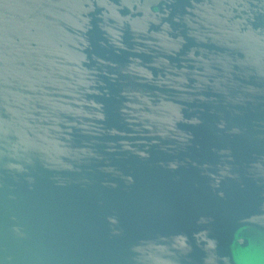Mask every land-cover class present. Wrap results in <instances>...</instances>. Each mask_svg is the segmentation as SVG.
<instances>
[{
  "label": "water",
  "instance_id": "95a60500",
  "mask_svg": "<svg viewBox=\"0 0 264 264\" xmlns=\"http://www.w3.org/2000/svg\"><path fill=\"white\" fill-rule=\"evenodd\" d=\"M0 264H264V0H0Z\"/></svg>",
  "mask_w": 264,
  "mask_h": 264
}]
</instances>
